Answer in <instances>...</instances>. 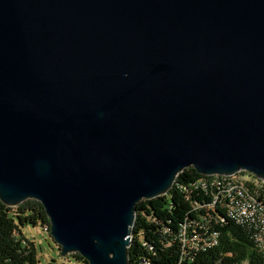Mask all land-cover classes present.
<instances>
[{"label": "water", "instance_id": "obj_1", "mask_svg": "<svg viewBox=\"0 0 264 264\" xmlns=\"http://www.w3.org/2000/svg\"><path fill=\"white\" fill-rule=\"evenodd\" d=\"M187 167L264 179V0H0V199L63 257L130 264Z\"/></svg>", "mask_w": 264, "mask_h": 264}, {"label": "trees", "instance_id": "obj_2", "mask_svg": "<svg viewBox=\"0 0 264 264\" xmlns=\"http://www.w3.org/2000/svg\"><path fill=\"white\" fill-rule=\"evenodd\" d=\"M204 178L208 176L187 167L167 194L137 203L130 264H264L254 231L238 224L222 205H212L213 191L203 186ZM256 185H249L252 192L264 197V187ZM39 225L49 233L45 230L50 227L49 217L40 201L27 199L9 206L0 199V264H40L36 243L23 232L26 226ZM184 229L198 235L194 245L184 247L186 253L179 237ZM214 236L217 243L212 242ZM68 257L87 263L79 253Z\"/></svg>", "mask_w": 264, "mask_h": 264}, {"label": "built area", "instance_id": "obj_3", "mask_svg": "<svg viewBox=\"0 0 264 264\" xmlns=\"http://www.w3.org/2000/svg\"><path fill=\"white\" fill-rule=\"evenodd\" d=\"M235 174L240 175L242 178L246 179L249 182V185L255 184H263L264 179L257 177L256 175L249 173L247 171H239ZM228 175V174H227ZM202 183H210L214 188H216V196H213V204L218 203L226 208V211L230 212V208H239L241 209V216H232L231 218L235 219L238 224L245 225L248 228L254 231L253 237L258 246V249L264 254V217L257 218H249V211L253 210V207H250V204H245L242 201V198L233 192H229V187L220 186L219 181L210 180L208 178H204ZM186 192L189 191L186 187H183ZM252 198H257V201H261L264 206V197L260 195L253 194ZM46 231L50 232V227L45 228ZM179 237L183 241V253H186L184 247H190V245H194L192 240L198 238V235H189L188 231L184 229L182 233L179 234ZM213 243H217L216 236L212 239Z\"/></svg>", "mask_w": 264, "mask_h": 264}, {"label": "bare ground", "instance_id": "obj_4", "mask_svg": "<svg viewBox=\"0 0 264 264\" xmlns=\"http://www.w3.org/2000/svg\"><path fill=\"white\" fill-rule=\"evenodd\" d=\"M213 175H207V176H212L210 180L219 181L220 186L229 187V192H233V194L238 195L239 197L242 198L243 203L250 204V207H253V210L255 211H249V218H257V216L264 217V206L262 205L261 201H257V198H252L253 194L256 193L252 192V187L248 185V181L246 179L242 178L238 174H228V175L213 174ZM202 184L204 187H211L213 191V196H216V188L210 185V183H202ZM256 186L258 188L264 187L263 184H259ZM229 215L241 216V209L230 208Z\"/></svg>", "mask_w": 264, "mask_h": 264}, {"label": "rangeland", "instance_id": "obj_5", "mask_svg": "<svg viewBox=\"0 0 264 264\" xmlns=\"http://www.w3.org/2000/svg\"><path fill=\"white\" fill-rule=\"evenodd\" d=\"M24 234L33 240L37 245L38 259L40 264H83L70 260L68 256L63 257L60 251L50 236V232L43 231L41 225L39 226H26L23 228ZM243 264H248L247 261Z\"/></svg>", "mask_w": 264, "mask_h": 264}]
</instances>
